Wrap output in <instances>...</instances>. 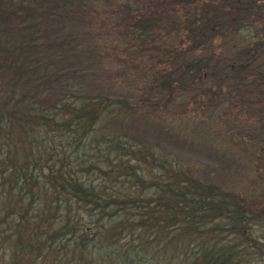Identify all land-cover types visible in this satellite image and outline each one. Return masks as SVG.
<instances>
[{
	"label": "trees",
	"instance_id": "trees-1",
	"mask_svg": "<svg viewBox=\"0 0 264 264\" xmlns=\"http://www.w3.org/2000/svg\"><path fill=\"white\" fill-rule=\"evenodd\" d=\"M259 4L0 0V264H243L209 222L239 232L263 200L195 176L155 132L261 91L264 33L234 28V5Z\"/></svg>",
	"mask_w": 264,
	"mask_h": 264
},
{
	"label": "rangeland",
	"instance_id": "rangeland-1",
	"mask_svg": "<svg viewBox=\"0 0 264 264\" xmlns=\"http://www.w3.org/2000/svg\"><path fill=\"white\" fill-rule=\"evenodd\" d=\"M258 9L261 11L260 17L255 16L254 9L234 5V28L238 30L240 39L264 33V4H259ZM217 40L221 42L223 54H230L222 62L227 67L224 70L219 68V72L224 74L239 64L241 55L234 44L240 40L234 39V34ZM233 45L234 50H229ZM257 47L264 45L261 42ZM252 69L257 73L250 74L248 78L251 81L256 77L262 78L261 91L255 89L250 96H235L239 104L237 106L230 98V103L218 104L212 110L206 109L200 121L188 117L184 124L178 125L174 119L172 137L161 131L155 132V148H164L165 153L172 155L178 154L189 163L197 177H209L231 188L248 185L255 195V202L263 200V204L256 205L257 212L250 213L249 220L239 232L234 230L233 234L230 230L216 226L215 221L208 222L211 230L215 231L214 238L219 245L234 242L243 264H264V213L261 215L258 211V207L264 205V65H255ZM121 90L127 93L133 91L128 86ZM245 97L247 101L241 106V100ZM212 103L215 105V101ZM176 108L172 106V113L179 111L177 105ZM223 108V113H220ZM240 109L245 112L244 117L234 121L233 112L238 113ZM145 186L151 188L152 185L148 182Z\"/></svg>",
	"mask_w": 264,
	"mask_h": 264
}]
</instances>
